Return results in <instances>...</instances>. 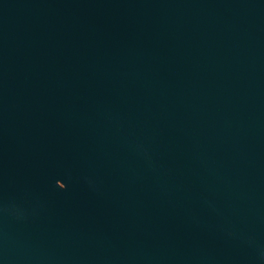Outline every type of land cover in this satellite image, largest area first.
<instances>
[{"label": "water", "instance_id": "water-1", "mask_svg": "<svg viewBox=\"0 0 264 264\" xmlns=\"http://www.w3.org/2000/svg\"><path fill=\"white\" fill-rule=\"evenodd\" d=\"M0 264H264V0H0Z\"/></svg>", "mask_w": 264, "mask_h": 264}]
</instances>
